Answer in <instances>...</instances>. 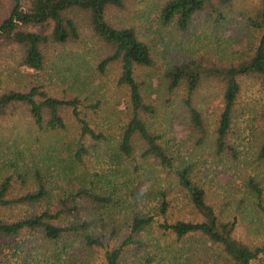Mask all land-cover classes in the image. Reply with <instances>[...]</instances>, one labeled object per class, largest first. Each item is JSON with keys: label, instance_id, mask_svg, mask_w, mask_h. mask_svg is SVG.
Instances as JSON below:
<instances>
[{"label": "rangeland", "instance_id": "obj_1", "mask_svg": "<svg viewBox=\"0 0 264 264\" xmlns=\"http://www.w3.org/2000/svg\"><path fill=\"white\" fill-rule=\"evenodd\" d=\"M25 1V0H23ZM168 0H124L121 8L109 7L106 19L116 27H133L142 39L150 42L154 66L138 67L143 101L151 113H143L151 132L175 159V168L191 165L193 174L205 188L209 202L226 220L237 221L236 237L251 245L264 240V161L257 157L263 137V125L257 117L264 103V90L254 80H244L236 105L234 142L239 146L237 159L227 153L218 154L213 145V132L221 106V85L217 79L203 78L194 93L193 103L209 125L211 136L202 138L183 104V90L172 94L166 89L165 73L173 66L193 58H204L217 64L239 63L251 53L260 35L247 27L242 17L260 0H233L228 21L214 23L204 13L195 15L189 27L181 30L176 22L163 25L159 8ZM3 13L0 6V15ZM78 25L81 41L73 45H50L44 71L25 76L12 70L16 56L0 52V91L25 87L35 82L57 97L76 96L85 105L99 104L96 112L87 111L91 126L102 130L107 140H86L90 154L83 164L74 161L79 129L70 112L64 113L67 130L43 134L27 132L30 119L23 108L0 121V164L4 168L17 162L19 170L28 173L27 185L14 179L10 196L30 189L33 168L45 171L49 198L36 206H18L0 210V217L15 220L61 202L79 207L81 217L93 222L94 231L112 245L119 244L129 233V223L136 215L153 219L152 227L136 235L138 242L128 245L120 264H209L210 243L199 235L178 241L165 233L159 224L165 221L160 212V193H166L170 208L166 220H197L185 190L176 183L172 171L166 172L155 160L145 158V143L134 139L133 156L119 149L122 128L129 117L127 90L117 84L118 64L105 73L97 71L105 55L100 40L92 35L88 16L79 11L68 14ZM73 75V76H72ZM13 135L11 136V133ZM12 173L11 170L7 171ZM261 193L258 201L249 181ZM97 190L111 198L110 204L97 205L79 191ZM71 219V218H70ZM68 221V220H67ZM4 248L3 264H28L36 253L50 262L52 246L38 235H31ZM86 255V254H85ZM94 264H101L103 250L87 253ZM3 256V257H4ZM36 258V257H35Z\"/></svg>", "mask_w": 264, "mask_h": 264}, {"label": "trees", "instance_id": "obj_2", "mask_svg": "<svg viewBox=\"0 0 264 264\" xmlns=\"http://www.w3.org/2000/svg\"><path fill=\"white\" fill-rule=\"evenodd\" d=\"M124 0H0V52L14 54L12 70L25 76L44 71L47 50L50 45H73L81 41L77 23L68 14L79 11L87 14L89 28L93 36L100 40L105 49L104 57L97 65V71L105 73L112 64H118L120 76L117 84L127 90L129 117L122 128L119 149L127 157L134 153V139L138 136L145 143L143 155L155 160L166 172L172 171L177 185L185 192L194 207L197 220H166L170 202L166 193H160V212L165 218L159 228L172 234L178 241L199 235L210 243L209 264H264V240L251 245L236 237L237 221L226 220L213 203L209 202L205 188L193 174L191 165L175 168V159L160 142V137L151 132L143 113L151 109L143 101L141 84L136 80L138 67L154 66L153 49L150 42L137 35L133 27H116L106 19L109 7L121 8ZM233 0H168L158 11L161 24L176 22L181 30L189 27L192 18L204 13L214 23L228 21L233 11ZM247 27L260 35L258 44L239 63L217 64L204 58H193L183 64L173 66L165 73L166 89L169 94L182 88L183 104L188 109L190 119L202 138L209 139L211 132L202 113L195 108L193 96L203 78L217 79L221 85V106L213 132V145L218 154L227 153L237 159L239 146L235 144L236 105L244 80H254L264 90V0L253 4L242 13ZM73 76V75H72ZM23 108L30 119L27 132L43 134L57 130H67L64 113L70 112L76 121L79 136L74 151V161L83 164L90 154L87 139L100 142L107 140L102 130L97 131L88 119L87 111L96 112L99 104L85 105L76 96L57 97L50 94L40 83L25 87L0 91V121ZM257 117L263 125V137L257 157L264 161V103ZM11 136L13 132H10ZM4 168L0 164V210L18 206L33 207L49 198L48 178L39 168H33L30 189L15 196L14 179L27 185L28 173L19 170L17 162ZM11 170L12 173L7 171ZM249 185L258 201L261 193L251 179ZM79 196L97 204H110L111 198L102 191L81 190ZM56 208L47 206L37 213L15 220L0 217V264L5 262L4 248L12 249L22 240L27 242L31 235H38L44 243L52 246L51 261H44L36 253L28 264H94L87 253L103 250L101 264H120L128 245L134 244L141 231L152 227L153 219L136 215L129 223V233L119 244L112 245L103 235L94 231L93 222L81 217L79 207L70 208L61 202ZM71 218V219H70ZM68 220V221H67ZM86 254V255H85ZM4 256V257H3ZM145 264H149L145 263Z\"/></svg>", "mask_w": 264, "mask_h": 264}]
</instances>
